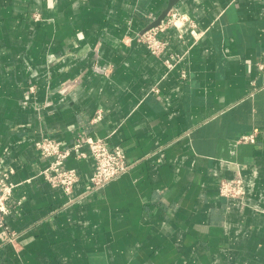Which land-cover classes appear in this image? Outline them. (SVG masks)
<instances>
[{
    "label": "crops",
    "instance_id": "obj_1",
    "mask_svg": "<svg viewBox=\"0 0 264 264\" xmlns=\"http://www.w3.org/2000/svg\"><path fill=\"white\" fill-rule=\"evenodd\" d=\"M168 2L0 0V264H264V0H179L202 35L170 27L157 58L136 35ZM43 134L107 137L134 163L85 195L95 162L70 156L68 194L40 175ZM238 172L245 197L221 195Z\"/></svg>",
    "mask_w": 264,
    "mask_h": 264
},
{
    "label": "built area",
    "instance_id": "obj_2",
    "mask_svg": "<svg viewBox=\"0 0 264 264\" xmlns=\"http://www.w3.org/2000/svg\"><path fill=\"white\" fill-rule=\"evenodd\" d=\"M172 10L160 24L136 35V40L144 44L151 55L157 58H161L170 45L171 41L166 36L170 27L187 30L195 39L202 35L199 25L194 19L182 16L178 12H172ZM33 16L37 21L42 19L40 13H35ZM156 18L153 16L149 23ZM180 37L183 38V35L180 34ZM182 58L181 53L172 52L163 57V62L168 69H173ZM261 67L263 68V65ZM30 91H36V86L31 85ZM103 115L104 110L99 109L91 121H99ZM241 140L255 142L256 135L255 133L245 134ZM35 145L43 157L52 158L51 163L41 171L40 175L52 186L61 187L68 194L73 193V187L80 178L76 168L65 165L66 159L70 156L92 158L95 162L94 170L88 176L85 195L101 190L108 182L128 171L134 163L128 159L125 149L121 145L110 146L107 137L84 135L80 141L63 146L50 135L43 134L35 141ZM85 146L88 147V150L84 149ZM15 187L16 184L11 180V171L0 169V227L6 229H9L6 217L13 212L11 200ZM219 191L221 195L228 198H244L247 189L243 176L238 172L233 178L221 177ZM7 240L14 242L16 235L12 233L7 237Z\"/></svg>",
    "mask_w": 264,
    "mask_h": 264
},
{
    "label": "water",
    "instance_id": "obj_3",
    "mask_svg": "<svg viewBox=\"0 0 264 264\" xmlns=\"http://www.w3.org/2000/svg\"><path fill=\"white\" fill-rule=\"evenodd\" d=\"M179 0H169L167 7L164 9V11L151 23H149L141 32L143 33L145 30L157 26L161 23V21L168 15L169 11L173 9V7L177 4Z\"/></svg>",
    "mask_w": 264,
    "mask_h": 264
}]
</instances>
